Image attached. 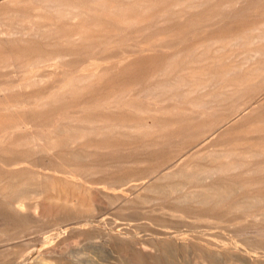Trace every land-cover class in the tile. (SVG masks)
I'll use <instances>...</instances> for the list:
<instances>
[{"label":"rangeland","instance_id":"rangeland-1","mask_svg":"<svg viewBox=\"0 0 264 264\" xmlns=\"http://www.w3.org/2000/svg\"><path fill=\"white\" fill-rule=\"evenodd\" d=\"M46 1L0 0V264H264V0Z\"/></svg>","mask_w":264,"mask_h":264},{"label":"bare ground","instance_id":"bare-ground-1","mask_svg":"<svg viewBox=\"0 0 264 264\" xmlns=\"http://www.w3.org/2000/svg\"><path fill=\"white\" fill-rule=\"evenodd\" d=\"M47 2V1H46ZM72 2H73V0H72ZM72 2H70L69 0H51V1H48L47 2V4H54L55 5V7L56 8H68L70 5H72ZM89 2H90V0H89ZM101 2V1H100ZM104 2H106V1H104ZM117 2V1H116ZM74 3V2H73ZM88 4V3H87ZM97 4V3H96ZM100 4H102V2L100 3ZM119 4V3H118ZM151 4V3H150ZM86 5V4H85ZM105 5V4H104ZM103 5V6H104ZM199 5V4H198ZM75 6V5H74ZM81 6V5H80ZM84 6V5H83ZM123 6V5H122ZM143 6V5H142ZM77 7H79V6H76V8ZM89 7V6H88ZM120 7V6H119ZM71 8V7H70ZM85 8V7H84ZM116 8V7H115ZM121 8V7H120ZM124 8V7H123ZM75 9V8H74ZM73 9V10H74ZM89 9V8H88ZM96 9V8H95ZM125 9H126V7H125ZM99 11V10H98ZM77 12V11H76ZM120 12V11H119ZM78 13V12H77ZM92 13V12H91ZM121 13H124V11H122ZM121 13H119V14H121ZM147 13V12H146ZM79 14V13H78ZM78 14H76V15H78ZM81 14V13H80ZM83 14V13H82ZM86 14V13H85ZM139 15V14H138ZM79 16V15H78ZM87 16V15H86ZM85 16V17H86ZM122 16V15H121ZM124 16V15H123ZM126 16V15H125ZM131 16V15H130ZM141 16H142V14H141ZM163 16H165V15H163ZM161 17V16H160ZM98 18V17H97ZM107 18V17H106ZM143 18V17H142ZM99 20V19H98ZM72 21V20H71ZM136 21V20H135ZM75 22V21H74ZM98 22V21H97ZM96 22V23H97ZM103 23V22H102ZM107 23H108V21H107ZM165 23V22H164ZM76 25V24H75ZM109 26H111V25H109ZM131 27V26H130ZM136 27V26H135ZM140 27V26H139ZM95 28V27H94ZM97 28H98V26H97ZM115 28V27H114ZM120 28H121V26H120ZM138 28V27H137ZM116 29H118L117 28V26H116ZM115 29V30H116ZM125 28H123V30H124ZM40 31V30H39ZM33 32V31H32ZM47 32V31H46ZM52 32V31H51ZM119 32H120V30H119ZM2 34V33H1ZM4 34V33H3ZM5 35V34H4ZM45 35V34H44ZM58 36V35H57ZM0 37H2L1 35H0ZM10 37H11V34H10ZM3 38V37H2ZM77 38V37H76ZM76 38H73V39H76ZM119 40H121V39H119ZM254 41H255V39H254ZM66 42V41H65ZM72 43H74V42H72ZM97 44V43H96ZM60 46V45H59ZM63 47V46H62ZM66 47V46H65ZM64 48V47H63ZM98 48V47H97ZM41 49V48H40ZM6 53V52H5ZM14 53V52H13ZM23 54V53H22ZM11 56H12V54H10ZM17 55H20V54H17ZM48 56V55H47ZM66 56V55H65ZM10 57V56H9ZM20 57H22V56H20ZM12 58H14L15 59V57H13L12 56ZM178 58V57H177ZM254 59V58H253ZM59 60V59H58ZM57 60V61H58ZM61 60V59H60ZM59 60V61H60ZM56 61V62H57ZM193 62V61H192ZM42 63H44V61L43 60H38L37 61V64H42ZM50 63H52V62H50ZM21 65V64H20ZM46 65V64H45ZM14 66V65H13ZM41 66V65H40ZM13 68V67H12ZM16 68V67H15ZM31 68V67H30ZM1 70V69H0ZM3 70H5V69H3ZM162 72V71H161ZM94 75V74H93ZM95 76V75H94ZM100 76V75H99ZM95 78V77H94ZM97 78V77H96ZM95 78V79H96ZM82 79H84V78H82ZM85 80V79H84ZM93 81V80H92ZM85 82V81H84ZM88 83H90V82H88ZM70 84V83H69ZM71 84H72V82H71ZM86 85H85V87H87L88 88V84H87V81H86V83H85ZM96 84H98V83H96ZM14 86H16V85H14ZM71 86V85H70ZM72 86H74V85H72ZM2 87V86H1ZM0 87V88H1ZM75 87H77V86H75ZM93 87V86H92ZM91 87V88H92ZM12 88V87H11ZM18 88L20 89V87L18 86ZM65 88H67V87H64V90H65ZM72 88V87H71ZM71 88H70V90H71ZM78 88V87H77ZM80 88H82V87H80ZM203 88V87H202ZM61 89V88H60ZM63 89V88H62ZM79 89V88H78ZM64 90L62 91L61 90V92H64ZM66 90H68V89H66ZM70 90H68V91H70ZM85 90H86V88H85ZM197 90V89H196ZM201 90V89H200ZM200 90H198V91H200ZM73 91V90H72ZM7 91H5V93H6ZM65 93V92H64ZM73 93H75L74 91H73ZM60 94V93H59ZM63 94V93H62ZM60 97H62V95L60 94L59 95ZM59 99V98H58ZM44 105V104H43ZM30 106V105H29ZM28 106V107H29ZM31 107H33V106H31ZM252 107V106H251ZM27 108V107H26ZM25 109V108H24ZM245 110V109H244ZM14 111V110H13ZM6 112V111H5ZM31 124V123H30ZM20 126V124H12L9 128L10 129H17V128H20L19 127ZM29 126V125H28ZM31 126V125H30ZM136 127V126H135ZM58 129V128H57ZM131 130V129H130ZM62 132V131H61ZM16 133V132H15ZM57 136V135H56ZM34 139V138H33ZM32 139V140H33ZM33 143H34V140H33ZM38 143V142H37ZM39 143H41V142H39ZM18 145V144H17ZM33 145V144H32ZM46 148V147H45ZM51 152V151H50ZM52 153V152H51ZM41 154V153H40ZM42 155V154H41ZM18 157V156H17ZM19 164V163H18ZM14 165H17V163H15ZM230 165H233V164H230ZM229 165V166H230ZM12 166V165H11ZM171 168V166H169L167 169H170ZM166 169V170H167ZM213 175V174H212ZM39 176V175H38ZM23 203H24V199L22 198V199H19L17 202H15V205H14V207L15 208H17L18 209V207L20 206V205H23ZM37 263H40V264H49V262L48 261H45L44 259H41L39 262H37Z\"/></svg>","mask_w":264,"mask_h":264}]
</instances>
